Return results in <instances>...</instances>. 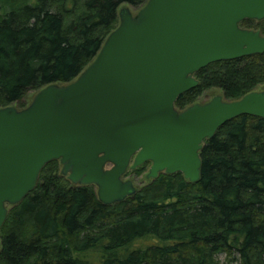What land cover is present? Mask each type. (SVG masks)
Here are the masks:
<instances>
[{"label": "trees", "instance_id": "16d2710c", "mask_svg": "<svg viewBox=\"0 0 264 264\" xmlns=\"http://www.w3.org/2000/svg\"><path fill=\"white\" fill-rule=\"evenodd\" d=\"M146 0H0V107L76 78L119 23L122 4ZM239 25L264 32V18ZM174 102L181 111L210 88L240 99L264 83V51L219 60ZM198 181L159 172L104 204L50 160L35 187L9 205L0 264H264V118L242 114L204 139ZM150 162L123 174L140 176ZM224 254V263L218 255Z\"/></svg>", "mask_w": 264, "mask_h": 264}, {"label": "water", "instance_id": "95a60500", "mask_svg": "<svg viewBox=\"0 0 264 264\" xmlns=\"http://www.w3.org/2000/svg\"><path fill=\"white\" fill-rule=\"evenodd\" d=\"M118 15L76 78L45 85L21 109L0 107V230L8 205L32 191L50 160L108 205L136 191L123 179L129 167L150 162L147 178L178 171L196 182L204 139L239 115L264 118V89L181 111L174 104L205 65L264 51V33L239 25L264 18V0H146Z\"/></svg>", "mask_w": 264, "mask_h": 264}, {"label": "rangeland", "instance_id": "374dc122", "mask_svg": "<svg viewBox=\"0 0 264 264\" xmlns=\"http://www.w3.org/2000/svg\"><path fill=\"white\" fill-rule=\"evenodd\" d=\"M122 6H128L129 8H130V11H131V13L134 15V14H136V12L139 10V8L141 7V6H131V5H128V4H122ZM122 6L120 7V8H122ZM143 6V5H142ZM119 8V9H120ZM244 28V27H243ZM246 29H248V28H246ZM250 29H252V30H256V29H253V28H250ZM260 33H264V32H260ZM57 84H60V83H57ZM264 89V83H263V85H261V86H259L258 87V89H256V90H258V91H262ZM36 93V91H34V92H29L26 96H24L23 97V99H22V101L21 102H23V103H25L26 105L33 99L32 97L34 96V94ZM218 94H220L222 97H223V95H222V90H220L219 88H210V89H207L204 93H202L197 99H196V103H206L209 99H211L213 96H215V95H218ZM224 99V98H223ZM195 102H194V104H195ZM12 105L14 106V107H16L17 109H21L20 108V103H18V102H14V103H12ZM12 105H9V106H12ZM25 105V106H26ZM193 105V104H192ZM190 106V105H189ZM188 107V106H187ZM150 165H151V163H149V165H147V167H146V170H145V172L144 173H142L140 176H137V175H135V174H133V173H129V175H125V176H123V179H131L132 180V182H133V184H134V186H136V187H141L142 185H144V184H146L151 178H147L146 177V173H147V171H148V169H149V167H150ZM9 206V205H8ZM218 257V259H219V262H221V263H224V254H220V255H218L217 256Z\"/></svg>", "mask_w": 264, "mask_h": 264}]
</instances>
